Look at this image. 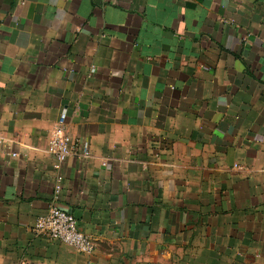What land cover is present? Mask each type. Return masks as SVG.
Listing matches in <instances>:
<instances>
[{
	"label": "crops",
	"instance_id": "crops-1",
	"mask_svg": "<svg viewBox=\"0 0 264 264\" xmlns=\"http://www.w3.org/2000/svg\"><path fill=\"white\" fill-rule=\"evenodd\" d=\"M0 264H264V0H0Z\"/></svg>",
	"mask_w": 264,
	"mask_h": 264
},
{
	"label": "built area",
	"instance_id": "built-area-1",
	"mask_svg": "<svg viewBox=\"0 0 264 264\" xmlns=\"http://www.w3.org/2000/svg\"><path fill=\"white\" fill-rule=\"evenodd\" d=\"M66 119L67 109L64 108L48 139V152L59 164L73 155L88 157L91 154L88 142H83L78 146L72 143V139L66 130ZM62 180L63 176L58 175L54 192L55 200L60 196ZM34 230L59 240L83 254H92L97 247L93 236L79 229L77 218L55 204L50 206L48 211L36 220Z\"/></svg>",
	"mask_w": 264,
	"mask_h": 264
}]
</instances>
